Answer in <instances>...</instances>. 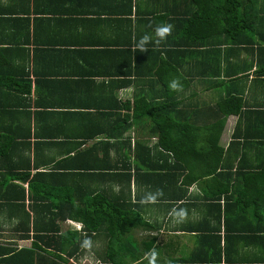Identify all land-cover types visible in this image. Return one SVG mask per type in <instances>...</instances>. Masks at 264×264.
<instances>
[{
	"label": "crops",
	"instance_id": "crops-1",
	"mask_svg": "<svg viewBox=\"0 0 264 264\" xmlns=\"http://www.w3.org/2000/svg\"><path fill=\"white\" fill-rule=\"evenodd\" d=\"M195 9L190 0H0V60H11L31 84L30 95L24 96L25 107L19 110L30 113L31 129L34 125L59 129L45 141L40 139L39 149L30 153L32 160L36 153L40 157L38 172L50 171L54 165V161L44 165L43 161L74 156L78 150L102 149L106 143L118 142L120 155L127 156L136 151L135 143L140 140H146L145 145L155 148L156 153L160 150L155 135L143 139L148 133L138 132L134 126L128 128V122L122 129L115 127L118 118L131 116L123 106L132 103L140 86L136 89L127 85L111 71H177L179 76H186L188 84L179 87L178 99L181 106L196 107L201 112V123L223 119L215 107L228 89L243 91L242 111L254 113L227 116L216 138V157L209 166L198 168L216 171L212 177L217 179L212 184L217 192L218 187L229 186L226 195L205 197L212 189L208 187L212 178L184 187L180 186L181 179L176 186L159 179L152 184L151 193L158 196L152 200H145L149 188L141 180L132 179L127 184L125 180L76 179L72 186L101 189L104 204L116 196L133 206L143 222L124 241L139 252L148 247L149 254L131 264H264V196L238 197L233 192L238 187L264 188V178L254 177L258 159L264 157V43L256 45L261 40L258 32L264 33V21L258 29L253 28L257 18L252 15L248 23L253 27L247 36L238 34L235 38V30L227 34L219 20L213 34H177V19H187ZM253 9L264 17V0ZM168 25L170 33L159 37L156 29ZM145 37L148 41L142 45ZM236 40H241L240 44H234ZM203 43L216 44L215 64L206 57ZM199 59L203 66L193 67ZM188 71L200 75L201 71H231L243 79L233 87H211L207 81L214 79H191ZM224 76L220 73V79ZM28 118L23 117L22 122L27 123ZM84 123L94 125L93 138H80L65 130L66 125ZM258 124L260 130L256 129ZM236 127L240 132L235 134ZM209 135L199 134L198 148H207ZM168 162L172 163L170 157ZM35 172L33 169L30 173ZM95 195L98 192L91 197ZM177 195L182 198L175 200ZM25 205L27 209L28 200ZM15 218L13 215L11 220ZM7 219L0 213V223ZM15 225L10 222L0 226V243L4 247L30 248L31 238L21 239L25 233L14 231ZM60 226L61 231L82 230L80 223L69 218ZM101 240L85 245V254L71 263L113 264L95 258L97 251H107V240ZM129 261L125 258L123 264Z\"/></svg>",
	"mask_w": 264,
	"mask_h": 264
},
{
	"label": "trees",
	"instance_id": "trees-1",
	"mask_svg": "<svg viewBox=\"0 0 264 264\" xmlns=\"http://www.w3.org/2000/svg\"><path fill=\"white\" fill-rule=\"evenodd\" d=\"M190 1L196 9L190 17L183 19L184 22L177 19L180 23L177 25V34H213L217 23L221 21L223 31L227 34L235 30L236 33L232 35L235 38L238 34L247 36L248 29L253 27L248 23L252 15L257 18L253 28L258 29L259 24L264 21V17H260L259 12L253 9L260 0ZM200 5L204 8L200 9ZM258 35L261 40L256 41V45H263L264 33L258 32ZM239 41L241 40H236L234 44H240ZM215 46L213 43L202 44V47L207 49L206 57L214 64ZM10 61L0 60V213L8 218L2 221L4 223H0V226L15 222L14 231L24 232L25 234L20 236L21 239L31 238L32 243L28 249L4 247L0 243V264H72L71 260L85 254V247L98 238L107 240V251H97L94 254L95 258L103 263L123 264L125 258H128V264H131L149 254L148 247L145 252H139L137 247L124 241L129 232L143 222L133 211V206L116 196H111V201L104 204L101 189L76 188L72 186L73 180L76 179L80 182L108 179L118 183L125 180L127 184L132 179L141 180L149 188L145 200L158 198L151 192L154 189L152 184L159 179L164 183L173 182L175 186L181 179L180 186L184 187L212 178L210 182L207 181L210 183L209 189H212L206 191L205 197L209 194L216 196L217 193L226 195L229 192V186L218 187V192L216 191L212 184L217 179L212 177L217 174L216 171L198 168L209 166L216 157V138L223 131L227 116L234 114L241 117L254 113L242 111L243 91L232 92L228 89L215 107L216 113L221 112L223 119L201 123V112L197 111L196 107L181 106L178 99L181 94L178 92L181 91L178 90L179 87L188 84L185 81L186 76H179L177 71H111L113 77L126 80L127 85H134L136 89L140 86L134 93L132 103L123 106L131 112V116L128 114L124 119L118 118L115 127L117 130L122 129L123 123L128 122V128L134 126L138 132L148 133V138L143 139H150L155 135L158 139L156 148L160 150L156 153L155 148L145 145L146 140H140L135 143L136 151L127 156L120 155L118 142L106 143L102 149L78 150L74 156L63 155L61 160L54 158L43 161V165L53 161L54 165L50 171L38 172L41 167L40 157L36 153L32 160L30 153L39 149L40 139L45 141L59 129L47 130L46 125L41 128L34 125V129H31L30 113L19 111L25 107L24 101H27L25 98L30 95L31 84L20 74L22 71H18ZM202 61L197 60L198 65L193 67H202ZM176 67L181 66L176 64ZM201 72L200 75L198 72L188 71V77L214 79L207 81L211 87L225 84L233 87L235 82L243 79L231 71ZM220 73L225 75L223 79H220ZM156 87L159 90H156ZM25 116L29 117L27 123L22 122ZM256 126V129L262 128L259 124ZM65 130L77 133L80 138H93L92 132H96L94 125L86 123L66 125ZM201 132L210 134L206 140L209 141L206 149L197 147V137ZM239 132L240 128L236 127L234 133ZM75 147L79 149V145ZM110 151L113 152L112 155ZM27 152L28 154H25ZM169 157L172 161L170 165ZM258 160V172L254 177L263 179L264 157H259ZM33 169L36 172L31 174ZM239 174L245 176L243 172ZM87 191L90 192L89 195ZM95 192H98V195L91 197ZM233 192L238 197L264 196L262 187H238ZM180 198L182 196L177 195L175 200ZM26 200L29 201L27 209ZM13 215L17 217L14 221L11 220ZM67 218L82 225L81 233L72 230L61 231L60 223L65 222Z\"/></svg>",
	"mask_w": 264,
	"mask_h": 264
},
{
	"label": "clouds",
	"instance_id": "clouds-1",
	"mask_svg": "<svg viewBox=\"0 0 264 264\" xmlns=\"http://www.w3.org/2000/svg\"><path fill=\"white\" fill-rule=\"evenodd\" d=\"M170 31H171V26H170V25L165 26V27H158V28L156 29V34H157L159 37L163 38L165 35L169 34ZM147 41H148V37H145V38L141 41L142 45H144V43H146ZM140 47H141V49L143 50V46H140Z\"/></svg>",
	"mask_w": 264,
	"mask_h": 264
},
{
	"label": "rangeland",
	"instance_id": "rangeland-1",
	"mask_svg": "<svg viewBox=\"0 0 264 264\" xmlns=\"http://www.w3.org/2000/svg\"><path fill=\"white\" fill-rule=\"evenodd\" d=\"M94 254H95V253H94ZM86 255H89V256H90V253L87 252ZM84 264H89V263H88V262H85ZM90 264H94V263H93V262H92V263L90 262Z\"/></svg>",
	"mask_w": 264,
	"mask_h": 264
}]
</instances>
